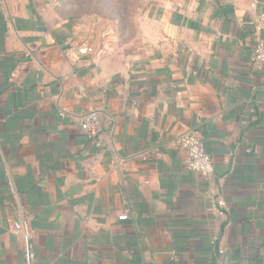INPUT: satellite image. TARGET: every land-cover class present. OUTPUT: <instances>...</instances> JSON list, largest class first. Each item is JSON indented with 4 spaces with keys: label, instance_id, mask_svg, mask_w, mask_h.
Instances as JSON below:
<instances>
[{
    "label": "crops",
    "instance_id": "0c3cea01",
    "mask_svg": "<svg viewBox=\"0 0 264 264\" xmlns=\"http://www.w3.org/2000/svg\"><path fill=\"white\" fill-rule=\"evenodd\" d=\"M263 5L145 0L101 33L0 0V264H25L16 220L38 264H215L220 246L229 264H264ZM91 110L103 148L82 130ZM188 132L210 179L186 168Z\"/></svg>",
    "mask_w": 264,
    "mask_h": 264
},
{
    "label": "built area",
    "instance_id": "2783aa9c",
    "mask_svg": "<svg viewBox=\"0 0 264 264\" xmlns=\"http://www.w3.org/2000/svg\"><path fill=\"white\" fill-rule=\"evenodd\" d=\"M254 3L252 8H256ZM258 37L254 47L251 64L254 69H264V5L257 21ZM92 52L89 46L81 47L79 53L87 55ZM81 126L84 133L91 139L94 144L103 148L105 141V128L102 123L101 114L97 110L88 111L81 120ZM177 144L186 152L185 165L190 171L199 173L206 179H210L215 173V165L211 155L206 151L202 138L190 132L180 135ZM217 204L220 207L225 205L224 201L219 198ZM130 218L129 212L120 215L122 221ZM9 232L22 238L24 241V259L25 264H38L37 251L34 243V231L27 221H13L9 227ZM219 238L215 237L213 243L216 245ZM217 259L215 264H229L225 261L226 249L222 246L217 247Z\"/></svg>",
    "mask_w": 264,
    "mask_h": 264
},
{
    "label": "rangeland",
    "instance_id": "374dc122",
    "mask_svg": "<svg viewBox=\"0 0 264 264\" xmlns=\"http://www.w3.org/2000/svg\"><path fill=\"white\" fill-rule=\"evenodd\" d=\"M50 8L52 17L78 19L84 30L105 33L128 26L145 0H38ZM127 22V23H126Z\"/></svg>",
    "mask_w": 264,
    "mask_h": 264
}]
</instances>
